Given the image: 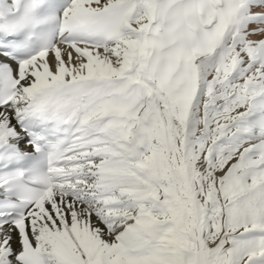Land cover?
Instances as JSON below:
<instances>
[{
  "label": "snow or ice",
  "instance_id": "1",
  "mask_svg": "<svg viewBox=\"0 0 264 264\" xmlns=\"http://www.w3.org/2000/svg\"><path fill=\"white\" fill-rule=\"evenodd\" d=\"M0 264H264V0H0Z\"/></svg>",
  "mask_w": 264,
  "mask_h": 264
}]
</instances>
